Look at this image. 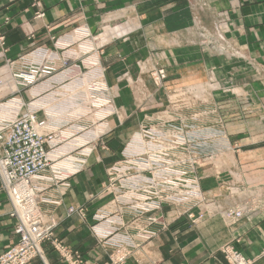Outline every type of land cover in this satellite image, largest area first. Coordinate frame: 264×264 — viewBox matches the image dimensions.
<instances>
[{
    "label": "crops",
    "instance_id": "obj_1",
    "mask_svg": "<svg viewBox=\"0 0 264 264\" xmlns=\"http://www.w3.org/2000/svg\"><path fill=\"white\" fill-rule=\"evenodd\" d=\"M40 12L44 17H37ZM220 14L231 16L229 36L249 46L251 55L264 64V0H0V24L8 47L0 64L12 88L1 91L0 101L13 98L25 104L24 109L33 106L38 118L47 121L46 134L64 125L57 130L61 135L57 145L46 144L53 161L39 183L44 187L41 208L48 223L56 224L54 236L90 264L109 260L113 247L100 237L120 220L125 221V227L118 234L129 232L136 245L125 264H229L222 250L226 245L252 264H264V199L251 217L234 224L223 217L224 210L237 200L229 193L232 181L264 186L261 139L243 138L238 141V152L202 166L200 187L205 201L187 212L178 215L164 206L140 215L119 203L114 208L109 204L113 193L107 188L108 168L122 159L123 120L135 117L136 112L124 86L107 76V59L113 57L122 70L130 72L137 71L136 61L151 59L153 66L167 70L165 84L169 87L205 82L209 76L227 80L233 66L244 63L214 55L212 48L207 44L201 47L198 42L202 40V25L212 33ZM113 16V31L103 33L102 26ZM90 39L101 40L93 43L102 56L103 81L107 88L118 90L113 96H105L108 108L95 133V138L102 137L108 147L100 144L91 154L86 153V164L81 167L78 160L90 150L92 138L90 130L73 133L79 127L70 121L78 112L68 105L80 102L76 99L83 95L74 96L67 89L74 83L69 78L72 68L58 61L57 71L28 86L21 84L17 74L31 60L39 61V49L60 55L78 48L79 55H88ZM7 59L14 64L6 65ZM244 76L250 86V72ZM261 82L253 84L261 89ZM70 208L74 210L70 212ZM15 225L0 180V254L18 240ZM145 231L155 235L146 237ZM44 248L46 259L35 258L31 264H66L49 242Z\"/></svg>",
    "mask_w": 264,
    "mask_h": 264
},
{
    "label": "rangeland",
    "instance_id": "obj_2",
    "mask_svg": "<svg viewBox=\"0 0 264 264\" xmlns=\"http://www.w3.org/2000/svg\"><path fill=\"white\" fill-rule=\"evenodd\" d=\"M44 15V12H40L37 17ZM113 18L114 16L107 25L102 26L103 33L109 34L113 31L112 27L115 26ZM231 21V16L226 22L220 21L219 31L213 28L212 33L202 25V40L198 41L201 47L207 44L208 48H212L214 55L244 63L233 66L227 80L209 76L208 81L205 82L169 87L165 84L169 77L167 70L164 67L153 66L151 59L143 57L136 61L137 71L134 72L122 70L121 66L116 64L119 61H114L113 57L107 59L106 63L109 65L107 76L117 79L124 86L125 96H132L131 106L136 112L135 117L123 120L122 159L108 168L107 188L113 193V199L109 204L115 200V188L126 186V189L122 190L125 198L129 195L128 187L136 186L138 190L134 191L136 198L133 206L136 203L149 202L155 207L152 211L168 206L178 215L180 211L187 212L198 203L195 197L198 188L201 191L199 171L202 166L238 152L241 148L238 141L243 138L264 141V98L260 97L264 95V88L260 89L253 84L264 82V64L259 63L251 55L249 46L229 36ZM100 41L90 39L88 42L91 53L85 56L79 55L78 48L70 53H62V51L60 55L47 48L39 49L36 53L39 61L31 60L27 64L29 67L35 65L41 69L38 80L51 76L57 71L58 61L63 66L72 68L69 78L74 83L73 87L67 89L74 96L83 95L80 99H76L80 102L68 105L78 112V117L70 121L71 125L79 127L78 129L75 127L73 133L90 130L92 138L90 150L85 151L79 158L81 160H78L81 167L86 164L88 157L86 153L91 154L100 144L105 149L108 147V143L102 140V137L95 138V133L99 121L103 119L104 112L108 108L109 100H106L105 96H113L118 90L107 88L103 81L102 56L97 54L93 43ZM3 59L0 58V62ZM3 66L1 63L0 78L8 79L10 83ZM47 67L52 68L51 71L47 70ZM161 72L165 75L162 79L159 77ZM248 72L252 77L250 86L244 76ZM9 83L7 87L0 88V93L12 89ZM13 100L11 98L0 103H12ZM30 107L27 105V108L23 109L27 111ZM38 120L45 121L47 126L46 120L39 118ZM131 123L133 124L130 127ZM45 127L42 129L45 130ZM61 127L54 128L53 134L57 142L61 136L57 130L62 129ZM262 167L261 170H264V165ZM112 178H115L113 188L110 187ZM195 180L197 183H194ZM148 186L151 187L152 196L146 200ZM231 187L229 193L237 200L239 196L264 199V186L261 184L235 179ZM2 189L5 191L3 187ZM163 193L166 195L163 196ZM167 196L170 199L192 197V200L181 203L177 200H163L162 197ZM9 203L12 208L10 200ZM126 207L131 208L130 205H123V208ZM110 208H114V205L110 204ZM155 222H157L156 217H154Z\"/></svg>",
    "mask_w": 264,
    "mask_h": 264
},
{
    "label": "built area",
    "instance_id": "obj_3",
    "mask_svg": "<svg viewBox=\"0 0 264 264\" xmlns=\"http://www.w3.org/2000/svg\"><path fill=\"white\" fill-rule=\"evenodd\" d=\"M228 19L229 15L220 14L215 29L218 30L220 21L226 22ZM7 52L6 35L3 25L0 24V58L6 57ZM6 61L7 65L14 64L9 59ZM47 68L50 71L52 69ZM39 75H41V69L35 65L30 67L26 65L17 74L21 79V84L25 86L34 84ZM164 76L163 72L159 74L160 79ZM8 83V79L0 78V88L7 87ZM24 106L23 103L16 100H13L12 103H0V179L12 204L11 216L16 219L14 231L18 236V240L0 254V264H31L35 258L45 260V242L50 243L66 264H90L78 252L70 250L61 240L57 239L54 236L56 224L48 223L46 220V215L41 208L40 197L44 187L39 183L45 179L44 173L52 167L53 160L46 144L55 147L58 142L53 133L46 134L44 132L42 128L46 126V122L38 120L36 109L31 106L29 110L24 111ZM114 180L115 178L111 179L110 187L112 188L115 186ZM123 188L126 189V186L114 189L115 200L110 204L114 206L118 203L122 206L130 205L131 209L136 210L140 215L155 209L154 205L149 202H141L145 206L141 203H136L133 206V201L136 198L134 191H137L138 188L136 186L128 187L129 195H125V198L122 194ZM150 188L148 186L145 194L146 200L152 196ZM165 195L166 193H163V196ZM162 198L163 200L170 199L168 196ZM195 198L198 202L195 205L204 201V195L199 188ZM142 200L144 201L143 198ZM170 200H177L181 203L192 200V197L171 198ZM261 205L260 198L239 196L235 204L224 210L223 217L229 224H234L243 218L251 217ZM73 210L74 208H70V212ZM118 224L109 229L106 235L99 236L102 241L104 239L110 241L113 247L109 260L104 264H125L133 253L132 248L136 247L134 238L129 232H125L123 235L117 232L121 227H125V222L120 220ZM144 235L151 237L155 235V232L147 233L145 231ZM222 250L229 264L253 263L230 245L224 246Z\"/></svg>",
    "mask_w": 264,
    "mask_h": 264
}]
</instances>
